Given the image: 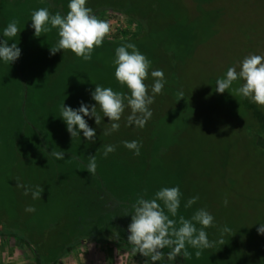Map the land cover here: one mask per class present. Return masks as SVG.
<instances>
[{
  "label": "rangeland",
  "instance_id": "rangeland-1",
  "mask_svg": "<svg viewBox=\"0 0 264 264\" xmlns=\"http://www.w3.org/2000/svg\"><path fill=\"white\" fill-rule=\"evenodd\" d=\"M128 1L131 11L139 12L143 0ZM35 6L27 0H0V40L8 39L3 30L16 19L20 33L8 42L21 50L15 62L0 60V233L44 243L73 239L77 233V238H97L104 227L121 224L109 218L114 211L128 212L138 197L152 198L161 188L178 186L182 196L174 219H190L205 208L214 217V226L205 229L209 241H224L204 249L199 258L197 249L187 246L192 255L183 264H264V235L257 232L264 224V137L257 134L244 101L263 114L264 106L235 95L231 88L223 94L215 91L216 80L229 67L239 70L246 56L264 55V0H150L151 30L142 39L147 52H140L151 61L150 72L163 71L162 94L154 97L152 116L143 128L127 126V108L119 130L111 135H103L110 121L102 112L100 125L94 117H84L95 129L94 142L85 140L82 132L72 139L61 118L62 103L74 110L81 103L95 106L91 94L96 85L125 94L128 90L115 79L114 60L101 57L94 69L77 57L69 67L41 72L33 53L39 43L32 41L31 14L39 9ZM124 18L135 30L118 38H130L137 31L135 21ZM25 33L32 40H24ZM25 49L30 55L22 52ZM77 59L81 66L73 69ZM150 72L145 83L151 95ZM61 81L79 88L61 94ZM181 91L184 96L178 100ZM18 104L24 106L18 110ZM133 140L141 143L138 156L122 143ZM107 145L116 150L104 157ZM39 147L41 153L36 151ZM59 150L65 153L63 160L50 155ZM93 155L94 175L87 169ZM17 184L33 190L41 186V198L25 196ZM196 196V203L185 208ZM104 200H109L110 209L102 206ZM28 206L36 211L26 212ZM225 227L231 231L223 232ZM114 245L141 264L132 245ZM21 255L24 260L29 257L25 249ZM63 257L57 264H67Z\"/></svg>",
  "mask_w": 264,
  "mask_h": 264
},
{
  "label": "clouds",
  "instance_id": "clouds-1",
  "mask_svg": "<svg viewBox=\"0 0 264 264\" xmlns=\"http://www.w3.org/2000/svg\"><path fill=\"white\" fill-rule=\"evenodd\" d=\"M66 15L60 12L50 13L48 7H41L31 14V27L34 29L36 37L42 33H49L53 29L58 32V42L50 48V53L55 54L61 50H70L76 57L84 61L92 59L93 51L102 46L104 39L112 31L111 23L98 18L93 10L87 6V0H70L67 5ZM19 21L13 19L3 30V37L13 39L20 33ZM8 39L0 40V60L5 63L15 62L21 50L17 43L9 45ZM114 76L117 82L126 87L129 94L114 91L111 87L96 85L91 98L95 101V106L91 108L81 103L78 109L66 107L62 103L60 114L66 122L67 131L73 138H80L79 132L83 133L85 140L94 142L96 137L95 129L90 128L84 117H94L96 125H100L103 117L110 121L109 127L104 130L103 135H111L120 128L119 121L125 109H130L127 116V126L135 125L143 128L151 118L150 105L154 103V97L162 94L166 81L164 73L160 69L152 70L151 61L143 55L133 43H125L115 50ZM154 79L151 86L145 81L149 77ZM242 81L238 87L233 88L234 83ZM232 89L235 95L249 99L258 106H264V55L250 54L246 56L239 65L229 67L222 78L215 82V91L219 94ZM179 99L184 93H178ZM99 107V112L97 108ZM123 146L133 151L135 155L140 154L141 143L133 140L123 141ZM116 150L115 145L104 146V157ZM50 155L56 160H63L65 153L61 150L51 151ZM74 159L76 157H73ZM88 173L95 174L97 169L95 155L88 158ZM16 187L24 188V195L31 193L33 199H40L43 192L41 186H36L35 190L23 184ZM182 193L178 186L164 187L158 190L152 198L138 197L131 205V223L128 226V242L132 245V251L140 253L142 256L150 258L151 264L157 261H164L167 257V264H172L176 257L182 256L190 258L191 253L187 251V246L197 249L195 256L199 258L204 249L212 248L215 243L224 245V241H209L205 229L214 226V217L205 209L200 208L194 212L190 219L184 216L177 217L181 204ZM199 199L198 196L187 200L184 207L190 208ZM227 199L224 200L225 206ZM26 212H35L36 209L28 206ZM172 217V218H170ZM199 224L200 228L196 225ZM227 233L231 231L225 227L222 230ZM258 234L264 235V224L257 229ZM169 248L171 251L165 253L163 249ZM149 264V260L146 262Z\"/></svg>",
  "mask_w": 264,
  "mask_h": 264
},
{
  "label": "trees",
  "instance_id": "trees-1",
  "mask_svg": "<svg viewBox=\"0 0 264 264\" xmlns=\"http://www.w3.org/2000/svg\"><path fill=\"white\" fill-rule=\"evenodd\" d=\"M32 4L36 2V6L34 8L38 7H48L50 13L55 14L56 12H60L62 15H66L68 8L67 5L70 2V0H27L28 4ZM142 4H137L140 5L138 8L139 12H133L130 9V5H132V1L128 0H102V2H95L94 0H87V6L90 7L93 10V13L96 15L97 13L101 12V10H108L112 11L115 13H118L124 17H131L137 26V31L136 33L130 37V38H105L103 41L102 46L96 48L93 53H92V59L90 61H85L87 65H89L92 69L95 68L97 61H99V58L110 61L114 60L115 58V50L117 47L122 46L125 43H133L136 45L137 49L141 52H147V49L142 45V39L146 38L147 35L149 34L151 27L149 26V20H150V15L149 12L151 11L150 9V0L147 1H142ZM98 15V14H97ZM96 15V16H97ZM34 30V29H33ZM42 36L36 37L33 35V40H32V35L31 34H26L23 35V38H30L32 41L35 43L38 41L39 43L36 44L37 50H33V53H35L34 56L35 60L39 61L40 64V71L42 72L43 70H46V68H49L50 70H57L59 69V66L61 65L62 67L65 68V64L67 67H69V64L72 63V61L77 58L75 57L74 53H72L70 50H61L56 52L55 54L50 53V48L53 47L57 42H58V32L56 29H53L49 33H42ZM23 49V48H22ZM22 52H26L27 55H30L29 50L25 49ZM98 57V58H97ZM30 58V57H28ZM82 59V58H81ZM78 60V59H77ZM83 60V59H82ZM29 61V60H28ZM37 61V63H38ZM84 61V60H83ZM64 63V65L59 64V63ZM81 66V60H78L77 63L73 62V69H76ZM31 69V67H29ZM29 69V71H30ZM70 69H72V64L70 66ZM27 78L29 80H32V75H29L26 72ZM43 75V74H42ZM29 76V77H28ZM44 76V75H43ZM40 81L44 80V78H39ZM59 83L55 84L56 89L60 91V87L58 86ZM62 85V90L61 94L67 95L70 90H74L75 87H78L77 83H74L70 81L69 86L65 84V81H61ZM68 90V91H67ZM70 93V92H69ZM26 97V96H25ZM245 102V106L249 110L253 120L257 124V134L261 135L264 137V114L261 113L258 109H256L252 104H250L247 101ZM25 103V101H24ZM23 103V104H24ZM24 106V105H23ZM21 104H18L16 106V109L20 110L21 107H23ZM17 112V111H16ZM8 143V142H7ZM24 143V142H23ZM42 149V148H41ZM40 147L36 150L39 152ZM35 149H32L30 151L33 152ZM35 152V151H34ZM41 153V151H40ZM27 155H25L26 157ZM99 178V177H98ZM100 179V178H99ZM98 182V179H95ZM122 196V195H121ZM111 200V199H109ZM109 200H104L101 202L102 206H107L109 207ZM112 203V200L111 202ZM110 209V207H109ZM108 214V213H107ZM131 214L132 210L127 211H114L113 215H109V218L111 219H119L122 220L120 221V225H115V226H109V228L104 227L101 231L100 237H94L98 241H106V240H111L113 244L119 243V244H124L125 246H130L131 244L128 242V236L130 233L128 232V226L131 223ZM118 215V216H117ZM79 227V226H78ZM79 237V233L77 235ZM74 237L73 239H64L63 241L60 242H38L36 240H32L29 236L23 235H15V234H10L9 232L7 233H0V238L3 240L10 239L14 242V244L19 247L21 250L25 249L28 253V260H30L31 264H57L60 260V258L64 255V253L75 246L76 244H79L83 238H77ZM81 236V235H80ZM87 236V235H85ZM83 237V235L81 236ZM87 239V238H84ZM91 240V238H89ZM43 246V247H42ZM165 253H168L171 251L169 248L163 249ZM140 261L142 264H146V262L150 258L142 256L140 253H137ZM184 257L178 256L175 258V260L172 262V264H183ZM156 264H167V257L165 255V260L164 261H157Z\"/></svg>",
  "mask_w": 264,
  "mask_h": 264
},
{
  "label": "crops",
  "instance_id": "crops-1",
  "mask_svg": "<svg viewBox=\"0 0 264 264\" xmlns=\"http://www.w3.org/2000/svg\"><path fill=\"white\" fill-rule=\"evenodd\" d=\"M83 241L64 253L63 259L67 264H137L131 254L118 250L111 240L102 242L97 239H83ZM21 251L12 240L0 238V264H31L30 260H24Z\"/></svg>",
  "mask_w": 264,
  "mask_h": 264
},
{
  "label": "built area",
  "instance_id": "built-area-1",
  "mask_svg": "<svg viewBox=\"0 0 264 264\" xmlns=\"http://www.w3.org/2000/svg\"><path fill=\"white\" fill-rule=\"evenodd\" d=\"M97 14L98 18L107 20L111 23L112 31L106 38L122 37L135 30L134 25L130 23V21H127L124 17L122 18V16L118 13L106 10Z\"/></svg>",
  "mask_w": 264,
  "mask_h": 264
}]
</instances>
